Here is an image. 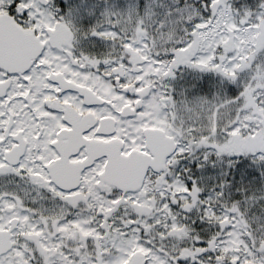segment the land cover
Returning a JSON list of instances; mask_svg holds the SVG:
<instances>
[{
	"label": "snow or ice",
	"instance_id": "snow-or-ice-1",
	"mask_svg": "<svg viewBox=\"0 0 264 264\" xmlns=\"http://www.w3.org/2000/svg\"><path fill=\"white\" fill-rule=\"evenodd\" d=\"M0 264H264V0H0Z\"/></svg>",
	"mask_w": 264,
	"mask_h": 264
}]
</instances>
